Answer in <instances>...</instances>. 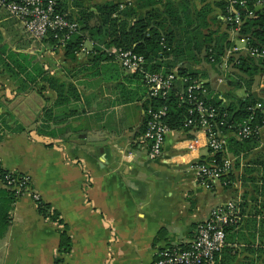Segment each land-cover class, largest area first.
I'll list each match as a JSON object with an SVG mask.
<instances>
[{
    "label": "crops",
    "instance_id": "obj_1",
    "mask_svg": "<svg viewBox=\"0 0 264 264\" xmlns=\"http://www.w3.org/2000/svg\"><path fill=\"white\" fill-rule=\"evenodd\" d=\"M60 1L75 21L81 13L89 16L82 26L96 22L104 2ZM110 1L127 3L136 15L154 8L159 17L170 3L179 31L205 2L215 0H147L153 4L143 7L138 6L143 0ZM213 15L217 19L201 31L226 32L241 52L244 42L226 29L215 7L206 18ZM118 18L130 24L132 16ZM81 32L83 50L71 57L47 37L31 38L0 8V167L26 173L39 201L57 214L44 216L30 195L18 196L0 238V264H152L158 250L186 247L210 209L227 202L239 218L208 264H264V127L247 152L233 153L228 138L241 139L225 133L228 176L200 183L194 165L213 154L201 146L188 150L192 133L171 129L160 153L148 155L140 142L144 85L115 58H93L88 30ZM18 63L26 64L27 76ZM188 64L202 70L214 92L243 96L202 60ZM250 78L253 92L262 96L264 68Z\"/></svg>",
    "mask_w": 264,
    "mask_h": 264
},
{
    "label": "trees",
    "instance_id": "obj_2",
    "mask_svg": "<svg viewBox=\"0 0 264 264\" xmlns=\"http://www.w3.org/2000/svg\"><path fill=\"white\" fill-rule=\"evenodd\" d=\"M54 1L56 9L63 13L61 1ZM243 1L242 4H234L241 21L234 35L237 39L242 38L244 40L245 49L241 52H232L233 54L226 59L227 65L231 63V67L237 71L235 73L228 72V68H220L225 51L234 46L233 42L228 38V34L224 31L218 32V30L210 29L205 32L201 31L203 28H207V22L213 23L214 19H217L214 15L210 20L206 18L213 7L219 10L222 19L225 21L226 29L231 30L233 28L234 24L225 20L226 17L233 16L227 10V0L205 2L199 10L194 12L193 19L185 22L179 31L176 29L180 22L170 3H166L163 9V16L159 17L154 8L146 10L143 15H136L127 3H123L122 8H120L117 3L104 0L97 7L98 16L95 19L96 22L91 26L81 25V23H86L89 18V16H83L86 13H81L80 17L76 18V21L66 14L68 19L76 22L77 28L69 35L61 47L66 55L72 57L85 39L84 34L81 32V29L84 28L88 30L87 36L91 42L89 54L93 58L97 56L113 58V55L105 51V49L129 48L134 53L142 56L145 62L144 68L149 72L161 71L166 73L174 68L176 74L187 79L189 83L198 79L201 83L198 88L194 89V95L200 98L207 106L216 109L217 116L212 120L215 122L216 130L222 134L231 133L233 135L243 125L249 127V136L241 138V140L228 138L233 153L247 152L258 143L256 127L260 125L261 119L264 117V83L262 96H256L252 89L253 80L250 78L264 68V59L252 57L246 50V48L264 49V4L260 8H255L256 3H261L262 0ZM149 4L153 3L143 0L139 2L138 6L143 7ZM113 14L117 16L112 17ZM118 15L132 16L131 23L128 24L123 19L119 20ZM81 16L84 18H81ZM54 33L49 32L46 41L60 45L57 40L60 34L57 33V36H54ZM15 55L17 58H25L22 53ZM200 60L218 74L223 73L232 89H242L243 96L235 97L232 93L219 94L214 92L209 82L202 80L205 77L202 74V70L193 68L188 64L191 61L199 63ZM25 66L26 64L18 63L17 70L27 76ZM34 74L35 76L41 74L38 66L34 67ZM130 74L141 80L140 73L133 72ZM141 82L143 84L142 80ZM185 86L186 84L174 82L172 88L164 96L148 97L146 94V104L143 106L144 116L140 129L141 134L149 118L148 110L155 109L161 105H166L167 107L164 122L169 129H182L191 132V128L185 125L184 121L188 118L195 119L196 116L194 113L188 114V109L192 108L193 105L184 100L183 90ZM256 103L260 104V108H253ZM219 122L222 124H219ZM222 157L223 150L214 152L208 158H211L214 162H219ZM7 171L0 167V175L5 174ZM226 176L228 174L221 178H226ZM260 180L264 184V177ZM16 198L11 191L0 187V238L4 235L9 224V212ZM36 209L44 216L50 218H56L57 216L56 212L50 210L45 203L36 202ZM236 223L227 225L224 229L225 233ZM216 257L215 253L214 259Z\"/></svg>",
    "mask_w": 264,
    "mask_h": 264
},
{
    "label": "built area",
    "instance_id": "obj_3",
    "mask_svg": "<svg viewBox=\"0 0 264 264\" xmlns=\"http://www.w3.org/2000/svg\"><path fill=\"white\" fill-rule=\"evenodd\" d=\"M243 0H227V10L233 15L226 17L225 20L234 24L231 29L235 32L240 24L238 10L234 4H242ZM261 2L264 3V0ZM122 7V4L119 5ZM0 8L4 9L10 16L17 19L23 26L27 34L35 40H43L49 32H55L60 35L57 40L62 46L69 35L76 30L77 24L74 20L68 19L65 13L56 9L54 0H0ZM240 41L244 42L242 38ZM245 49V47H244ZM78 50H83L80 44ZM249 55L255 58L264 59V49L246 48ZM108 51L113 58L119 63L121 68L128 72H137L141 74V80L146 88L148 97L164 96L172 88L174 82L186 84L183 92L187 102L193 105L188 109V114L194 113L195 119H185L184 124L189 126L192 132L191 137L186 143L188 150H194L197 147H206L211 154L224 149V134L215 129V122L212 120L217 116V111L211 106H207L203 101L194 95V89L199 87L201 81L198 79L187 82V79L176 74L175 69L163 73L161 71L149 72L144 68V60L141 55L134 53L131 49L109 48ZM238 51L236 46L228 48L223 57L221 69L228 68L226 59L232 52ZM221 81V78H218ZM253 108H260L256 103ZM167 107L161 105L155 109L148 110L149 118L146 122L145 129L140 134V142L145 147L148 155L157 156L162 148L164 138L169 132L168 126L164 122ZM219 124H222L219 122ZM264 127V117L258 130ZM200 132L203 137L198 138L196 135ZM238 139L250 135V129L243 125L236 133H233ZM211 156V155H210ZM230 162L222 157L219 162H214L211 158L197 161L194 165L197 178L200 183H212L226 175ZM0 187L8 189L14 196L28 194L34 202H40L38 195L30 188V178L25 173L8 170L5 174L0 175ZM238 214L235 205L227 202L222 205L214 206L210 209L207 220L198 226L194 238L184 248L166 247L158 250L152 264H208L223 246L225 227L238 221Z\"/></svg>",
    "mask_w": 264,
    "mask_h": 264
},
{
    "label": "rangeland",
    "instance_id": "obj_4",
    "mask_svg": "<svg viewBox=\"0 0 264 264\" xmlns=\"http://www.w3.org/2000/svg\"><path fill=\"white\" fill-rule=\"evenodd\" d=\"M229 68V67H228ZM224 77V76H223ZM225 79V78H224ZM236 92H238L237 94H240L242 91L238 90V89H235ZM26 174V173H25Z\"/></svg>",
    "mask_w": 264,
    "mask_h": 264
},
{
    "label": "water",
    "instance_id": "obj_5",
    "mask_svg": "<svg viewBox=\"0 0 264 264\" xmlns=\"http://www.w3.org/2000/svg\"><path fill=\"white\" fill-rule=\"evenodd\" d=\"M262 91V90H261Z\"/></svg>",
    "mask_w": 264,
    "mask_h": 264
}]
</instances>
